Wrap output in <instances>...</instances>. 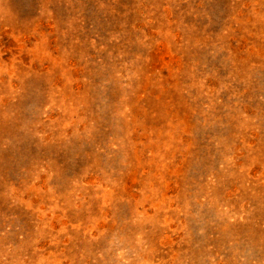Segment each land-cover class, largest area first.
Instances as JSON below:
<instances>
[{"label": "rangeland", "instance_id": "obj_1", "mask_svg": "<svg viewBox=\"0 0 264 264\" xmlns=\"http://www.w3.org/2000/svg\"><path fill=\"white\" fill-rule=\"evenodd\" d=\"M0 264H264V0H0Z\"/></svg>", "mask_w": 264, "mask_h": 264}]
</instances>
